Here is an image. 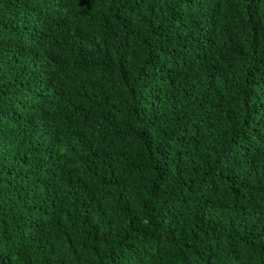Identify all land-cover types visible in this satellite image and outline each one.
I'll use <instances>...</instances> for the list:
<instances>
[{"label":"trees","instance_id":"obj_1","mask_svg":"<svg viewBox=\"0 0 264 264\" xmlns=\"http://www.w3.org/2000/svg\"><path fill=\"white\" fill-rule=\"evenodd\" d=\"M0 264H264V0H0Z\"/></svg>","mask_w":264,"mask_h":264}]
</instances>
